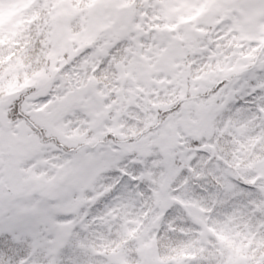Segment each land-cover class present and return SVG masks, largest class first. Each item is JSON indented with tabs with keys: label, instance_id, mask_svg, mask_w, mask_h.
<instances>
[{
	"label": "snow or ice",
	"instance_id": "1",
	"mask_svg": "<svg viewBox=\"0 0 264 264\" xmlns=\"http://www.w3.org/2000/svg\"><path fill=\"white\" fill-rule=\"evenodd\" d=\"M0 264H264V0H0Z\"/></svg>",
	"mask_w": 264,
	"mask_h": 264
}]
</instances>
